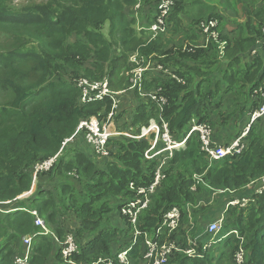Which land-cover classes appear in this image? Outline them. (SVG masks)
I'll return each instance as SVG.
<instances>
[{
    "label": "trees",
    "instance_id": "obj_1",
    "mask_svg": "<svg viewBox=\"0 0 264 264\" xmlns=\"http://www.w3.org/2000/svg\"><path fill=\"white\" fill-rule=\"evenodd\" d=\"M161 1L49 0L43 8L20 10L0 0V38L4 41L0 45V87L8 90L9 95L0 105V264H16L15 257L24 253L25 246L23 242L22 250H17L13 243H19V239L27 235H36L29 264H49L52 258L54 264H96L100 258H115L116 251L132 245V239L124 237L121 230L103 227L100 223L114 210L111 206L114 197L124 200L132 196L131 182L142 187L153 180L159 160L146 161L143 165L149 140L113 138L109 145L114 160L105 158L102 161L93 156L94 161L79 137L64 147L48 170L36 172L38 164L59 153L64 141L75 133L80 120L92 115L100 117L112 108L109 97L81 104L82 90L65 76L84 75L92 80L109 76L112 81L113 77H120V71L132 69L130 56L135 52L145 58L154 55L155 60L163 64L173 62L179 68L175 73L183 82L170 78L165 81L164 94L169 104L164 115L178 138L183 136L192 118L196 117L200 122H209L212 118L205 106L210 104L209 97L213 92H202L201 86L217 75L213 70L215 65L221 67L225 92L241 90L251 96L264 79V56L249 55L263 36L264 0H174L165 33L181 32L186 36L182 45L200 38L201 21L216 18L220 25L225 23V15L220 12L205 13L192 19L194 4H212L217 8L223 1L226 13L232 11L235 18L245 19L244 22L235 21L230 33L222 32L219 41L212 39L206 48L195 52L167 50L163 34L152 37L149 27L157 16ZM145 8H148L150 37L145 36L144 28L137 26L136 13ZM185 17L189 19L186 25ZM9 28L14 32L3 35L2 30ZM75 33L84 36L85 40L70 41ZM21 41L26 44L11 50ZM218 42L224 43L222 50H219ZM249 57L253 58L249 60ZM186 60L195 64L187 66ZM183 66L187 68L183 69ZM117 85L124 86L119 78L114 82V86ZM192 85L196 88L190 89ZM145 86L150 88L148 80ZM139 102L134 117L136 126L148 123L155 111L154 106L150 109L149 103L140 97ZM209 123L213 124V121ZM258 129L259 125H252L246 137L249 145L243 153L220 161H211L201 149L199 136L193 135L186 148L176 151L168 162L166 177L152 196L154 204L149 212L141 215L140 228L154 230L170 207L184 208L186 204L195 203L197 194L204 189L209 194L228 189L239 197L247 193L252 196L251 201L227 212V224L219 236L228 231L227 225L231 223L240 230L241 236L246 237V264H264V191L256 193L255 189H246L264 176V134ZM227 132L232 138L237 134L232 130ZM194 139L198 142H193ZM195 175L202 178L199 184H196ZM82 177H88V180L83 185L85 190L78 192L72 180ZM36 181L30 197L25 201L19 198L31 190ZM195 184L197 188L193 190ZM212 205L208 211L209 206L202 204L201 213L205 217L218 210L217 203ZM34 210L46 225L57 224L58 219L66 215L79 222L80 227L73 230L79 237V250L72 257L73 263L64 260L61 245L58 246L55 240V237L63 240L73 231L58 225L49 234L43 233L36 223L38 217L32 213ZM127 230L131 235V227ZM180 231L179 241L187 248L188 239L184 235L187 230L181 226ZM88 233L90 237L82 242L80 237ZM140 244H144L142 237L129 252L131 264H145L146 248L142 249ZM243 245L242 238L228 236L217 244V254L204 251L199 244L195 247L203 256L175 252L167 264H225L228 255L223 249L233 256L234 262L229 264H237L235 253ZM14 250H17L15 254Z\"/></svg>",
    "mask_w": 264,
    "mask_h": 264
},
{
    "label": "built area",
    "instance_id": "obj_2",
    "mask_svg": "<svg viewBox=\"0 0 264 264\" xmlns=\"http://www.w3.org/2000/svg\"><path fill=\"white\" fill-rule=\"evenodd\" d=\"M174 0H162L158 6V13L154 22L149 27L152 32V37L164 34L167 31V18L174 7ZM199 30L203 37L202 45L210 40H220V23L216 18H209L203 20L199 24ZM262 37L259 38L253 49V54H258V47L261 43L264 44V20L262 24ZM199 45H184V50L195 52ZM149 56L145 58L139 53L135 52L130 56V62L133 64L132 69L126 72L128 77V86L122 90L114 91L111 89V80L109 76L104 77L100 81H93L86 77H78L72 82L82 90L81 104L89 102L101 101L106 97L112 99V108L106 115L105 121L99 116L92 115L90 117L80 120L75 133L67 138L59 153L40 163L36 167V172L48 170L57 160L59 154L64 147L73 142L75 139L81 137L85 145L89 147L92 154L101 160L109 158L111 155L110 142L113 138H129V139H147L149 140V147L145 150L143 165L146 161L159 160V164L154 172V178L148 186L136 187L131 182L129 189L133 192L132 196L124 199L120 208V214L125 219L129 227H131L132 245L120 251H116L115 258H100L96 264H131L129 252L137 243L140 237L143 238L145 245V252L143 258L145 264H167L170 257L175 253H185L188 256H203L199 253L195 245H189L184 248L179 239L172 237L176 231L179 230L181 222L183 221L182 207L174 205L170 207L163 215L160 223L152 231H144L140 228V218L145 210L150 207L152 196L157 193L160 185L166 177L165 168L168 162L173 158L176 151L186 148L188 140L193 135H198L201 142V149L208 155L211 161H220L228 156H235L243 153L248 147L247 135L253 124H257L264 119V79L251 93L252 100L256 107L251 111L249 122L242 132L237 134L228 142L222 143L215 137L216 131L213 124L209 122H200L196 117L192 118L188 128L185 130L182 137H176L170 128V120L164 115L166 106L169 104L168 97L164 94V84H157L154 88H146L147 82L146 72L149 65L154 61L158 70L167 74L171 80L183 82L181 76L175 73L174 70L165 67L162 63ZM135 90L138 96L149 103V108L155 107L154 114L148 120L146 125H143L139 131H136L132 126L116 125V117L119 113L120 103L123 95ZM196 176V175H195ZM196 184L202 181L201 176H196ZM192 187L196 190L197 185ZM253 187L256 193L264 191V176L261 179L255 180ZM227 191L228 189H219ZM230 191V190H228ZM234 192V191H233ZM252 199V196H245L241 198H234L228 203L235 206H246ZM8 203V202H7ZM38 217L37 211H32ZM225 217L213 221L208 225V235L211 236V243L221 241L229 235L235 238H242L243 246L235 253V260L237 264L247 263V249L245 247V237L240 236L238 229L232 228L224 236H219L225 226ZM37 225L41 226L43 233L49 234L50 229L47 227L45 221L38 217ZM35 236L27 235L24 237V253L15 257L16 264H29L33 250V240ZM61 252L65 261L73 263L72 257L75 252H78V243L74 233L70 232L66 235L64 241H60ZM206 246L203 248L204 251Z\"/></svg>",
    "mask_w": 264,
    "mask_h": 264
},
{
    "label": "rangeland",
    "instance_id": "obj_3",
    "mask_svg": "<svg viewBox=\"0 0 264 264\" xmlns=\"http://www.w3.org/2000/svg\"><path fill=\"white\" fill-rule=\"evenodd\" d=\"M4 1H5L6 4L10 5L11 7H15V8H18L20 10H28V9L31 10V9H36L37 7L43 8V6H44L43 4L47 3L49 0H4ZM213 7H215V6H213L212 4H208V5L205 4V3L194 4L192 9H191L192 19H194V17L200 16L202 14L212 12ZM145 9H143L140 13L137 14V19H138L137 26H138V28L144 24L145 18L143 16V14L145 12ZM217 9L220 12V14L226 15V7H225V5H223V1H222L221 4L217 5ZM8 31L14 32L11 28H9L8 30H2V34L4 35ZM194 31L197 32L196 29ZM171 35H173V34L171 33ZM161 36H162V38L165 41L167 50H171V51L174 52V51L180 49L181 51H185L183 49L184 45H182V44L178 45L179 40H177L176 38L169 37L170 36L169 33H167V34L164 33ZM74 40L84 41L85 38H84V36L75 33V34H72V36L70 38V41H74ZM3 42H2V37H1L0 38V45ZM16 44H17L16 47H13L11 50H14V49H16L18 47H21V46L25 45L26 43H25V41H21V42H18ZM186 45H193V43H187ZM223 45H224V43L218 42L219 50H222ZM253 49L250 50V52H249L250 56H251V54H253ZM189 52H191V51H189ZM219 56H222V54L220 53ZM223 68H224V66H223ZM213 70H214V72L217 73V75L211 76L210 81H206L201 86V91L202 92H206V91L209 92V90L213 92L211 97H209L210 104L206 103L207 105L205 106L206 110H208V109L210 110V114H211L210 117H212V118H210L209 122L213 121V127L215 128L216 133L219 134V135H221V132H220L219 129H216V127H220V126L226 127V129L228 131L232 130V133L239 134L240 132H239V130H236V128H237V126H239L238 124H239L240 120L243 119V122H244V119H245L244 117H241V115H242L241 112H242V110L244 108V105L246 104V100H247V97L245 96L246 94H245L244 91L234 90V91L229 92V93H231V95H230L231 97L230 98H227V99L226 98H219L220 93H222V94L227 93L228 94V92H225V85L226 84L222 85V82H221V78H222L221 76L223 74L222 70H221V67L215 65ZM125 76L126 75H123V77L122 76H120V77H116L115 76V77L116 78H124ZM78 77L79 76H75L73 78H70L69 76H65L67 81L71 80V79L73 80V79L78 78ZM80 77H85V76L84 75H80ZM116 78L113 79L114 82H116L118 80ZM88 79L92 80L91 78H88ZM93 81H100V80H93ZM111 89L114 90V91L121 90L120 88H118V87H116L114 85L111 86ZM8 97H9L8 90H5L4 88L0 87V105L3 102H6ZM123 97H125V95H123ZM220 100L223 102L224 106L223 105H219V104L216 103V102H220ZM80 101H81V99H80ZM127 103H128V101H127ZM211 104L214 105L213 108L210 107ZM227 113H228V115H227ZM105 115H102V116L100 115V117H102V121H105V119H106ZM227 116H228V118H227ZM258 130H259L258 132H260L261 134H264V125L260 126ZM193 142H198V140L194 139ZM80 143L83 145V147L86 150L87 154L93 159V155H92V152L89 149V147L87 145H85L81 141H80ZM93 160L95 161V159H93ZM70 177H72V175H70ZM76 177H79V176L77 175ZM86 180H88V177H82V178H79L78 180H72L74 182V184H75V189L78 192H81V191L85 190L83 188V185H84V182ZM36 184H37V181L33 184V188H36ZM248 187L253 189V184H250ZM30 192H31V190L26 192L25 193L26 195L23 194L24 196L21 197L22 199L24 198L23 201H25L26 198L30 197ZM78 194H80V193H78ZM198 194L199 195H198L195 203L186 204L184 206V208H182V210H183V223H181L180 227L182 226L183 229H186L185 227H186L187 224H190V225L194 224V226L189 231H187L186 234H184L186 236V239H188L187 243L190 244V245H193V246L201 244L203 246V248L206 246L205 250H207V251L211 250L210 251L211 253L217 254V251L219 249V248H217V244L219 243V241H216L215 243H211L210 236L205 234L203 232V230H202V229H204V226L206 225V222L209 221V218L211 216L217 214V210H214L210 216L207 214L206 217H205L201 213L202 204H207L209 206L208 211H210L212 209V206H213L212 204L213 203H217L219 207L224 208L225 211L223 212V214H225V217H226L225 224H227V212L229 213V211H231L233 209V207H235V206H231V205L228 206L227 202L231 200V199H229L230 196H233V197L237 198V195H234L233 193H231L229 191L224 192L222 194L220 192H218V194H220V195H216V196H222V195H225V194H227L228 196L226 195L225 197H220V198L215 196L213 198L208 192H206L205 189L201 193H198ZM114 198L112 199V202H111V206L114 207V210L109 212V213H107L104 216V218H103V220H102V222L100 224L103 227L118 228L119 230H121L123 232V236L124 237L130 238L131 237L130 232H129V230H127L130 227L128 226L127 222L125 221V219L120 214V206H121V203H123L124 200H122V202L121 201H114ZM224 198H226L227 200H226V202L222 203ZM152 203L153 202L151 201L150 206L152 205ZM117 204H119V208H118ZM237 205H239V204H237ZM149 208L147 210H145L142 215H144L145 213L149 212L148 211ZM194 211L196 213V217L194 215ZM230 220L232 221V219H230ZM71 223H72V219L70 218L69 215H66V216H61L58 219V223L57 224H49V225H47V227L51 231H54V229L58 225H62L63 228L68 230L69 228H71ZM231 227H232L231 223H230V225H227L228 229H231ZM238 232H240V231L238 230ZM72 233H74V232H72ZM222 233H223V231L220 233V235ZM204 234H205V236L201 237ZM239 235H240V233H239ZM181 236H182V234H181L180 228H179L178 231L175 232V234L172 235V237H174L176 239H179ZM89 237H90V233H88L85 236H82L80 238H81L82 242H84ZM230 237H233V236H230ZM244 237H245V235H244ZM75 238H76V240L78 238V241H79V237L77 235L75 236ZM58 240L64 241L65 238L63 240H61V239H58ZM23 241H24V238L19 239V245L22 246ZM78 241H77V243H78ZM245 241H246V237H245ZM245 241H244V243H245ZM140 246H141L142 249H143V247H145L144 244L143 245L140 244ZM211 246H213V247H211ZM78 250H79V245H78ZM223 251L228 255V259H226V263L225 264H229L231 262L233 263L234 262L233 261V256L231 255L230 251L229 250H225V249H223ZM16 252H17V250H14V254ZM14 256H12V257L14 258ZM49 264H54V261L53 260L49 261ZM142 264H143V262H142Z\"/></svg>",
    "mask_w": 264,
    "mask_h": 264
},
{
    "label": "crops",
    "instance_id": "obj_4",
    "mask_svg": "<svg viewBox=\"0 0 264 264\" xmlns=\"http://www.w3.org/2000/svg\"><path fill=\"white\" fill-rule=\"evenodd\" d=\"M263 3H264V1H263ZM140 9L137 11L136 17H137V14L139 13ZM147 11H148V8L145 9V14H144L145 20H144V24L142 26H140L139 29L144 28L145 29V36L146 37H150V34L148 32L149 17H146L147 14H148V13L146 14ZM214 12H219V11H218L217 8L213 7L212 12H210V13H214ZM237 20H240V21L244 22L245 19H243V18L242 19H237V18H235V14L232 11L227 12L226 15H225V23L223 25H220V34L222 32H224V33H230V31L235 26L234 22L237 21ZM188 21H189V19L187 17H185L184 25H186L188 23ZM167 33L170 34L169 37L176 38L177 40H179L178 45L182 44L183 43V40L186 38V36L182 35L181 32L180 33H174L173 35H171V31H169ZM199 36H200V38L197 41L192 42V43L194 45H199L200 48H198V49L206 48V47H204L202 45V42H203L202 35H199ZM164 43H165V41H164ZM258 49H259L258 50V54H256V55L262 54L264 56V44L263 43H261L259 45ZM256 55H252V56H256ZM251 58H253V57H249L248 59L251 60ZM182 62H184V61H182ZM186 63H187V66L188 65H194L195 64V62L188 61V60H186ZM163 65H165V67L170 68L171 70H174V71L179 70V68L176 65H174L173 62H165ZM182 68L183 69H186L187 67L186 66H183ZM123 71L124 70L120 71V74H119L122 77H123V75H125V73ZM146 77H147L148 84H149L148 87H150V88H154L157 84H164L165 81L168 79V75L167 74L163 73L162 71H160V70H158L156 68L154 61L149 65V69L146 72ZM114 78H116V77H113L112 78L111 86L114 85V80H113ZM116 79H118V78H116ZM119 80L122 81V83H123L124 86L123 87H119L117 85L118 88H120L121 90L124 89V88H126L127 85H128V82H127L128 81V77H127V75L124 78H119ZM116 82H118V80ZM195 88H196V86L195 85H192L190 89H195ZM230 95H231V93H229V92H228V94L227 93H225V94L220 93L219 98H226L227 99V98H230L231 97ZM245 96L247 97V100H246V104L244 105V108H243V110L241 112V114H242L241 117H244L245 119H244V122H243V119L240 120V122H239V124H240V126L238 127L239 132H242L244 130V128L246 127L247 123L249 122V116H250L251 111L256 107V104L252 100V97L250 95H248V96L245 95ZM125 99L128 101V103H127V101ZM139 105H140V102H139V97H138V92L137 91L132 90V91L126 93L125 94V97L122 98L121 103H120L119 113H118V115L116 117V122H115L116 125H118V124L119 125L120 124H124V123L127 122L128 125L132 126L136 131H139L140 128L143 125H145V124H138L139 126H136L137 123L134 122V120H135L134 117H136V113H137V109H138ZM219 105H223L224 106V104H223V102L221 100H220V104ZM257 125H259V127L260 126H263L264 125V119H262L259 123H257ZM216 129H219L220 132H221V135H219L217 133L215 134V137H216V139L218 141H220L222 143H225V142H228L229 140L233 139L232 136L229 135V132H227L226 127L220 126V127H216ZM116 148L117 147H115V149ZM115 153L117 154L118 153V150H116ZM98 159L101 160L100 158H97V160ZM107 159L114 160V156L111 155V157L110 158H107ZM246 189H249L248 191H251L252 190V188H250V187H246ZM253 189H254V187H253ZM218 192H220L222 194V193L227 192V191L218 190V191H215L213 194L210 193V195L214 198L216 195H220V194H218ZM198 195L199 194H197V197H198ZM235 195H237V194H235ZM238 195H237V197H239ZM245 196H251V195H248L247 193H245L243 195V197H245ZM216 197H219L220 198L222 196H216ZM122 200L123 199L121 197H115L114 198V201H122ZM226 200L227 199L224 198L223 201H222V203L223 202H226ZM228 203H229V201L227 202V204ZM204 205H207V204H204ZM117 206H119V204H117ZM218 210H217V214L211 216L209 218V221L206 222V225L204 226V229H202L205 234H208V225L211 222L217 221L218 219H220L222 217H225V214H223V212L225 211L224 208H221V207L218 206ZM194 215L196 217L195 211H194ZM210 215H211V213H210ZM193 226H194V224H192V225L187 224L185 228L187 229V231H189ZM79 227H80L79 222L76 219H72L71 228H69V230L70 231H73L75 229H78ZM205 234L202 235L201 237H204ZM55 240H56V242H57V244L59 246L60 244H59L58 238L55 237ZM13 244H14V246H15V248L17 250H22L23 244H22V246L19 245V243H17V242H14ZM13 244H12V246H13ZM52 260H53V258H52Z\"/></svg>",
    "mask_w": 264,
    "mask_h": 264
},
{
    "label": "clouds",
    "instance_id": "obj_5",
    "mask_svg": "<svg viewBox=\"0 0 264 264\" xmlns=\"http://www.w3.org/2000/svg\"><path fill=\"white\" fill-rule=\"evenodd\" d=\"M154 38H155V37H154ZM197 49H198V48H197ZM154 58H155V57H154ZM123 72H124L125 75H126V72H127V71H123ZM169 78H170V77H168V79H169ZM127 82H128V81H127ZM127 86H128V85H127ZM34 189H35V188H32V189H31L30 195L34 192ZM227 191H228V190H227ZM229 192H230V191H229ZM25 195H26V194H25ZM22 196H24V195L19 196V198H21ZM234 198H235V197H234ZM234 198H233V199H234ZM237 198H241V197H237ZM233 199H231V200H233ZM231 200H230V201H231ZM230 201H229V202H230ZM231 206H232V205H231ZM235 206H236V205H235ZM225 219H226V218H225ZM225 227H226V224H225ZM232 228H236V229H238L237 227H231V229H232ZM231 229H228V231L224 232V234H223L222 236H224V235H225L227 232H229ZM238 230H239V229H238ZM239 231H240V230H239ZM222 236H221V237H222ZM229 236H233V235H229ZM233 237H234V236H233ZM210 238H211V236H210Z\"/></svg>",
    "mask_w": 264,
    "mask_h": 264
}]
</instances>
